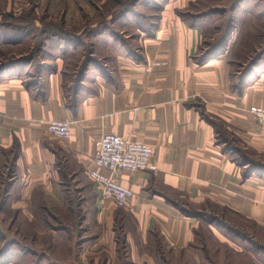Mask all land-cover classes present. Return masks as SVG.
I'll list each match as a JSON object with an SVG mask.
<instances>
[{
  "label": "crops",
  "instance_id": "obj_1",
  "mask_svg": "<svg viewBox=\"0 0 264 264\" xmlns=\"http://www.w3.org/2000/svg\"><path fill=\"white\" fill-rule=\"evenodd\" d=\"M175 26L165 25L166 36L140 31L137 51L123 43L112 67L97 57L81 78L57 54L53 65L23 67V52L7 49L25 39L0 37V64L13 61L0 71V264H71L50 256L65 244L87 264H139L136 255L148 254L144 264H156L164 245H192L201 216L190 209L264 224V169L246 175L242 159L264 163V129L248 112L264 106V55L234 84L229 47L199 64L197 30ZM52 119L70 120L69 139L48 132ZM105 133L153 150L149 167L122 172L132 190L124 207L100 201L88 175Z\"/></svg>",
  "mask_w": 264,
  "mask_h": 264
},
{
  "label": "rangeland",
  "instance_id": "obj_2",
  "mask_svg": "<svg viewBox=\"0 0 264 264\" xmlns=\"http://www.w3.org/2000/svg\"><path fill=\"white\" fill-rule=\"evenodd\" d=\"M176 24L197 30L193 58L199 64L214 58L208 51L217 50L220 55L229 47L228 63L237 73L234 84H241L256 65L263 63L264 0H0V31L22 33L5 42L25 39L22 46L7 52H23L19 58L26 61L30 57L33 70L44 59L53 65L57 54L64 60L63 69L79 78L97 57L101 58L96 59L99 64L112 67L109 63L117 49L127 52L123 43L137 51L140 31L150 36L159 28V35L166 36ZM165 25L169 29L164 30ZM113 39L122 44L108 46ZM67 49L74 52L67 54ZM204 55L206 58L199 61ZM252 156L262 161V156ZM42 246L39 249L46 251ZM162 249L165 260L157 255L156 264H264V224L225 210H203L190 247L175 252L165 245ZM52 251V258L66 259L65 263L87 264L86 258L70 257L66 244L54 246ZM137 257L139 264H144L143 258L151 255Z\"/></svg>",
  "mask_w": 264,
  "mask_h": 264
},
{
  "label": "built area",
  "instance_id": "obj_3",
  "mask_svg": "<svg viewBox=\"0 0 264 264\" xmlns=\"http://www.w3.org/2000/svg\"><path fill=\"white\" fill-rule=\"evenodd\" d=\"M248 112L260 129H264V106L251 105ZM47 130L61 139L71 136L68 119H52ZM153 150L141 140H134L117 133H105L96 141L93 167L88 175L93 181L100 201L111 200L117 207L128 205L132 190L123 185L119 178L123 171H136L149 167Z\"/></svg>",
  "mask_w": 264,
  "mask_h": 264
},
{
  "label": "trees",
  "instance_id": "obj_4",
  "mask_svg": "<svg viewBox=\"0 0 264 264\" xmlns=\"http://www.w3.org/2000/svg\"><path fill=\"white\" fill-rule=\"evenodd\" d=\"M26 32V31H25ZM13 35H17V36H19V37H21L22 36V33H18V34H16V33H8L7 31L6 32H2V31H0V37H3L4 39H10V38H17V37H14ZM225 44V43H224ZM217 46H219V45H216L215 47H217ZM217 50L216 51H212V50H210V51H208L207 53L209 54V53H212V54H210V55H213V56H215V55H217ZM206 56L207 55H204L203 57H200L198 60L199 61H201V60H204V58H206ZM24 59H21V58H19L17 61L18 62H22V64H27V63H29L30 62V57H28L27 59H26V61H23ZM12 63H13V61H11V62H4V63H1L0 64V71L1 70H3L7 65H12ZM242 159H243V162H245V163H243L244 165H246V164H248L249 163V165L248 166H246V170L244 171L245 172V174L246 175H248V173H252V172H254V171H257V170H263L264 169V163H262L261 161H259V160H257V159H255L254 157L252 158V159H250L249 160V158L247 159V156H245V155H242ZM188 214H190V215H194V216H201V214H202V212L201 211H195L194 209H190V210H185Z\"/></svg>",
  "mask_w": 264,
  "mask_h": 264
},
{
  "label": "flooded vegetation",
  "instance_id": "obj_5",
  "mask_svg": "<svg viewBox=\"0 0 264 264\" xmlns=\"http://www.w3.org/2000/svg\"><path fill=\"white\" fill-rule=\"evenodd\" d=\"M5 247H7V243H6V246Z\"/></svg>",
  "mask_w": 264,
  "mask_h": 264
}]
</instances>
